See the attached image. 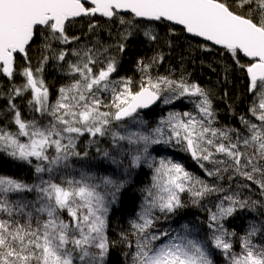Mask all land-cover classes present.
Listing matches in <instances>:
<instances>
[{"label":"snow or ice","instance_id":"6c2138e0","mask_svg":"<svg viewBox=\"0 0 264 264\" xmlns=\"http://www.w3.org/2000/svg\"><path fill=\"white\" fill-rule=\"evenodd\" d=\"M97 16L123 26L120 40L82 46L81 37L69 30L85 18L88 32L97 30L102 27ZM153 24L164 25L170 36L184 33L190 45L196 41L203 51L218 48L231 59L246 75L253 97L248 112L254 119L241 117L242 129L214 127L205 89L184 78L152 75L161 54L137 61L139 80L114 77L118 60L109 49L123 53L128 38L141 28L156 41L158 33L148 27ZM38 37L34 65L29 53ZM50 60L68 78L54 103L44 79ZM0 74L11 82L10 119L0 124V152L28 164L36 175L28 183L0 174V264H108L117 243L129 249L124 255L130 264H214L213 248L225 254L228 264H264V245L253 242L264 235V223L250 225L239 238V252L231 239L236 234L222 223L237 210L258 203L264 207L239 193L223 195L215 210L207 209V239L197 238L195 225L157 228L159 220L185 207L182 193L199 205L226 190L178 162L157 164L150 152L154 145H182L202 168L203 161L212 165L205 168L207 176L240 177L264 195V0H0ZM185 96L197 98L199 118L170 113L152 128L140 117L139 110L162 97L169 104ZM17 97H27L28 115L14 102ZM85 136L97 145L95 162L88 151L78 150ZM102 139L110 141V148L98 146ZM143 165L153 175L143 190L141 211L131 222L132 231L112 240L109 213L132 182L133 171Z\"/></svg>","mask_w":264,"mask_h":264},{"label":"trees","instance_id":"16d2710c","mask_svg":"<svg viewBox=\"0 0 264 264\" xmlns=\"http://www.w3.org/2000/svg\"><path fill=\"white\" fill-rule=\"evenodd\" d=\"M100 21L102 27L93 32H88L87 19L83 20L82 24L74 25L69 31L70 34H75L81 37V45H96L101 44L107 46L115 44L120 40V33L123 31V26L118 22L110 23L103 18H95ZM158 33L156 41L148 40L144 35V29H137L133 35L126 41V48L123 53L116 50L115 47L109 51L116 56L118 60L117 72L113 74L117 79L121 77H130L134 81L139 80L140 72L137 68V61L143 59L150 60L157 54H161L163 59L160 63L153 66L151 69L152 75L167 76L171 79L180 80L184 78L189 83H195L205 89L209 94L212 102V108L215 113L214 127L227 129H242L241 117L251 118L248 109L251 106L253 97L249 94L248 82L246 75L235 67L233 61L226 56L220 54L219 49L213 51H203L198 46L196 41H192L191 45L188 39H185L184 33H178L175 36H170L167 28L164 25H149ZM170 41V45L168 43ZM39 37L30 50V56L33 64L39 59ZM23 60L18 58V65H22ZM44 79L50 90V101L55 102L58 89L68 82V78L64 75L60 66L55 60H50L44 72ZM17 84L21 83V78H16ZM11 82L9 79L0 74V124H7L10 119L8 109V90ZM167 96V93L164 94ZM196 97H182L174 100L172 103H163V97L160 100L159 106L152 112L140 113V117L145 120L146 126L156 127L159 119H164L166 113L190 112L199 118L198 109L195 106ZM25 115L29 114L27 106V97H17L14 101ZM89 137H81L78 141V150L88 151L89 159L95 162L99 159L96 148L97 145L89 144ZM101 149L110 148V141L102 139L98 145ZM151 156L156 163L166 156V154L178 157V163L193 176L209 184H216L226 191L209 195L200 202L199 205L192 203V197L188 193H182L181 197L185 202V207L170 215L167 219H161L157 223V228H175L180 230L183 224L195 225L199 231L197 238L207 239L210 236V231L207 228L209 212L207 209L215 210V205L219 203V199L223 195H231L239 193L242 199L250 201L264 202V195L260 189L250 182L244 181L240 177L232 180L228 179L227 174H224L223 179L209 177L206 175L205 168H211L207 161H203L204 168L189 152L182 151L175 153L170 150L167 144L154 145L150 149ZM79 169V165H74ZM108 167V165H105ZM114 167V166H112ZM122 174L123 170H117ZM0 174L10 175L17 179H23L28 183L36 181L34 169L28 164L20 161H14L5 153L0 152ZM95 174V170H93ZM103 174V173H101ZM77 175L78 172H75ZM153 169L143 165L141 168L133 171L132 182L121 193L120 202L114 206L109 213L108 235L112 240L119 241L122 233H130L131 222L137 219L138 213L141 211V205L144 200V189L152 183ZM47 178V175H45ZM248 183V188L241 187ZM227 205V202H225ZM157 215H160L157 213ZM222 223L225 229L236 235L231 237L233 247L236 252L240 251L239 238L244 236L252 224L264 223V207L259 203L254 208H245L237 210L232 216L225 218ZM253 242L257 245H264V235L258 234L253 237ZM210 243V242H209ZM123 244L117 243L109 253L108 264H130V258H126L124 253L128 252ZM214 264H228V260L218 249H211Z\"/></svg>","mask_w":264,"mask_h":264},{"label":"rangeland","instance_id":"374dc122","mask_svg":"<svg viewBox=\"0 0 264 264\" xmlns=\"http://www.w3.org/2000/svg\"><path fill=\"white\" fill-rule=\"evenodd\" d=\"M18 78V77H17ZM20 78V77H19ZM160 103V102H159ZM159 106V105H158ZM157 106V107H158ZM167 115L164 117V119L163 120H166L168 117H169V114L170 113H166ZM162 119H159V122L162 120ZM184 119H187L186 117H184ZM159 122L157 123V124H159ZM156 124V125H157ZM166 127V126H165ZM167 145H169L170 146V150H172V152H177V153H181L182 151H184L183 150V147H182V145H178V144H175V143H173V144H167ZM177 159H178V157H175V156H173V155H170V154H166V156L165 157H163L161 160H172V161H174V162H178L177 161Z\"/></svg>","mask_w":264,"mask_h":264},{"label":"water","instance_id":"95a60500","mask_svg":"<svg viewBox=\"0 0 264 264\" xmlns=\"http://www.w3.org/2000/svg\"><path fill=\"white\" fill-rule=\"evenodd\" d=\"M99 17V16H97ZM218 49V48H217ZM159 102L160 100H158L155 104L151 105L149 108L147 109H142V110H139V113H148V112H152L154 111V109L159 105ZM193 158V157H192Z\"/></svg>","mask_w":264,"mask_h":264},{"label":"bare ground","instance_id":"6f19581e","mask_svg":"<svg viewBox=\"0 0 264 264\" xmlns=\"http://www.w3.org/2000/svg\"><path fill=\"white\" fill-rule=\"evenodd\" d=\"M97 18V17H96ZM98 18H101V17H98ZM104 19V18H103ZM105 20V19H104ZM6 79H7V77H6Z\"/></svg>","mask_w":264,"mask_h":264}]
</instances>
